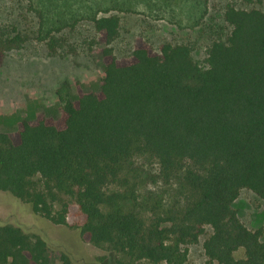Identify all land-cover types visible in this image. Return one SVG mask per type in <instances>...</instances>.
<instances>
[{
	"label": "trees",
	"instance_id": "16d2710c",
	"mask_svg": "<svg viewBox=\"0 0 264 264\" xmlns=\"http://www.w3.org/2000/svg\"><path fill=\"white\" fill-rule=\"evenodd\" d=\"M224 20L230 34L210 45L201 67L184 44L155 51L137 40L117 59L110 45L119 17L93 18L104 45L99 91L71 101L65 85L56 91L57 121L38 115L0 132V192L56 225L66 208L55 212L54 203L73 198L84 216L80 239L123 255L119 264H185L207 227L205 264H264L263 228H246L232 207L242 189L264 202V10L227 5ZM59 31L44 38L52 55L60 48L50 35ZM25 42L15 29L0 34V67ZM134 157L154 159L165 179L180 176L190 192L183 209L153 208L149 221L128 209L135 190L123 174ZM239 249L242 259L233 256ZM47 251L43 240L0 225V264H48Z\"/></svg>",
	"mask_w": 264,
	"mask_h": 264
},
{
	"label": "rangeland",
	"instance_id": "374dc122",
	"mask_svg": "<svg viewBox=\"0 0 264 264\" xmlns=\"http://www.w3.org/2000/svg\"><path fill=\"white\" fill-rule=\"evenodd\" d=\"M227 5L264 10L263 5H244L234 0H0V34L15 29L26 38L23 47L8 53L0 67V132L13 134L19 122L34 120L40 110L48 109L56 115L60 103L51 104V99L65 85L72 101L80 93L99 91L104 78L100 54L104 45L94 31L93 18L119 17L118 36L110 45L117 59L129 57L137 40H142L155 51L162 43L187 45L193 59L206 67L207 49L230 34L231 27L224 20ZM56 27L60 31L50 36L60 49L52 55L44 38ZM70 47L75 48V54L67 53ZM123 175L135 190L136 200L128 209L146 221L152 216L151 209L159 213L178 211L189 199L190 192L181 185L180 176L163 178L158 163L149 157H134ZM63 206L65 224L56 225L32 213L26 203L0 192V225H12L32 240H43L48 248V264L125 263L123 255L83 242L78 228L84 216L71 197L60 196L53 209L59 212ZM232 207L246 228H263L264 243L263 200L242 189ZM210 233L207 227L199 242L188 247L185 264H205L202 243ZM233 256L244 258L243 250Z\"/></svg>",
	"mask_w": 264,
	"mask_h": 264
},
{
	"label": "crops",
	"instance_id": "0c3cea01",
	"mask_svg": "<svg viewBox=\"0 0 264 264\" xmlns=\"http://www.w3.org/2000/svg\"><path fill=\"white\" fill-rule=\"evenodd\" d=\"M37 98H39L40 99V97H37ZM46 104L47 103H49V100H43ZM56 101H58V99H57V96L56 95H54L53 96V98L51 99V104H55L56 103ZM72 101V100H71ZM59 107H60V105L58 106V112L56 113V115H52V112H50V111H48V109H45V110H40V111H38L37 113H36V116L38 115V113H40V112H43L44 113V116L47 118H55V119H59V117H60V113H59ZM16 132V129L14 130V133ZM1 133H7V132H4V131H1Z\"/></svg>",
	"mask_w": 264,
	"mask_h": 264
}]
</instances>
